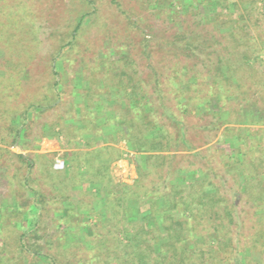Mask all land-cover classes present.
<instances>
[{
  "label": "rangeland",
  "instance_id": "1",
  "mask_svg": "<svg viewBox=\"0 0 264 264\" xmlns=\"http://www.w3.org/2000/svg\"><path fill=\"white\" fill-rule=\"evenodd\" d=\"M178 1L180 0H94L96 13L88 16L90 20L78 41L64 51L62 56L67 59L63 62L58 59L60 67L55 73L62 87L61 98L56 105L33 113L23 136L17 143H13V137L8 133L7 127L12 116L21 113L30 102L39 101L43 94L48 96L53 91L50 88L55 75L51 73V59L55 55V50L66 40L64 32L77 17L82 2L81 0H0V202L2 200L7 213L13 209L15 203H20L27 197L25 190L31 186L44 195L43 202L46 204L35 231L31 232V236L25 237V245L22 248H19L15 240L25 226L18 225L14 216L8 215L7 219L0 216V264H152L149 253L141 255L142 260H139L136 255L137 249L122 243L126 242L124 233L131 229L130 226L125 225L119 213L112 211L113 206L104 214L99 200L98 205L95 202V189L100 187L99 194L100 192L104 194L106 190L102 189V183L93 187L88 180L85 181L83 177L85 173L81 169L84 168L81 166L84 160L83 151L112 146L119 156L109 165L111 189L114 191L118 183L131 184L139 178L136 156H143L146 151H133L118 128L115 132L104 133L101 129L103 122L95 105V102L107 105L104 91L110 88L107 80L118 78L115 74L118 73L119 50L134 52L133 80L138 87L141 86L149 94L156 89V86H153L155 71L151 64L157 63L161 73L158 74L159 79L162 80L160 85L165 90L164 97L167 104L174 96L172 90L178 87L172 79L182 82L186 79L191 82L194 78L197 79L194 71L186 69V72H183L184 65H192L194 70H199L198 80L204 79V69L213 66V71L206 75L205 83L194 86L193 90L197 97L194 100L195 104L203 101L204 98H214L220 93L223 106L229 110L235 105L236 94L241 89L243 90L241 96H245V90H248L253 96L252 99L256 100L260 107L261 105L264 107V74L260 75L263 70L256 71L241 60V53L245 49L247 54L252 50L258 52L259 48L263 50L264 14L256 18L254 16L256 13H249L250 5L245 9L241 6L243 9L239 12L245 15L239 22L243 24V28L236 27L233 30L236 38L234 40L229 34L230 26L217 30L218 27L213 23L201 22L198 9L194 5H189L190 9L186 8L187 11L195 10L193 14L183 16L176 14L170 17L169 11L173 6L177 11L181 8ZM259 4L257 3V6ZM229 5L231 15L228 24H233L234 13L237 14V11L230 3ZM18 16L23 17L20 20L14 19ZM244 26L248 27L247 33ZM206 30L209 34L216 35V39L212 38L207 42L215 48V52L205 53L201 50L199 54L198 51L203 48V40L209 39V35H204ZM187 37L197 46V49H193V52H197L194 53L197 54L196 56L191 53L192 48H188L182 55L169 51L172 41L175 44H183ZM144 39L148 40L145 48ZM10 47H13L11 48L13 50ZM226 49L233 51L235 55L230 53L228 57L227 65L230 70L227 71V67L226 73L230 76L227 80L223 76L224 81L218 84L220 70L217 69L219 76L214 79L210 74L215 73L213 62L218 55L221 57V53L226 52ZM208 50L210 48L205 49L206 52ZM158 59L162 62H158ZM203 63L206 65L204 66ZM188 74H194L195 77L192 78ZM88 75L90 77L93 75L96 81L88 79L83 82V76L87 78ZM237 84L241 86L234 90ZM180 88L183 90V100L179 98V102L181 101V104L187 108V111H181V119L185 121L189 138L199 147L194 148V144H191L192 149L182 146L179 150H164L157 153L166 157L169 162L168 168L173 165L196 170L201 154L204 153L209 158L211 154L209 149L203 150L201 147L210 143L222 126L218 129H212L211 126L212 128L208 130L207 128L210 127L207 126H210L208 124L212 118L210 112L204 111L201 115L196 113L193 101H187L192 90L188 89L185 83H182ZM77 90H81L83 94L86 90L91 92L88 98L91 101L87 104L84 95L75 98L76 103L83 108L82 116L84 115L86 125L80 123V120L76 119L77 116H74L72 104L75 102L74 92ZM94 91L96 94L92 95ZM116 99L118 95L114 101ZM233 100L235 103L232 102ZM109 106L117 112L122 110V108L118 109L121 107L118 101L112 102ZM172 110L175 114L178 113L175 106ZM158 115V112L153 113L150 119H155L159 117ZM163 121L166 124V132L175 136L174 126L166 120ZM77 124L85 129L82 135L73 130ZM196 128L200 130L197 134L193 132ZM195 135L199 136V139L198 137L195 139ZM100 138L105 139L100 140ZM85 142L91 144L87 146ZM105 149L106 147L98 151L102 157L105 156ZM18 153L32 160L33 165L29 167L31 169L28 173L26 163L15 155ZM56 156L63 158L65 162L64 168L60 171L52 168ZM88 156L92 160L90 154ZM70 158L74 159L73 162L69 161ZM140 159L143 160L142 157ZM234 174L236 173L230 175L235 177ZM24 176L27 178L25 179ZM186 176L189 178L185 182L192 181L193 178V183L202 182L206 177L204 174L195 175L194 172ZM216 182L229 195L232 189L237 192V189L233 188L236 185L227 175ZM117 195L118 193L114 192L113 196ZM62 196H69L63 200L64 203ZM243 201L244 198L240 199L239 195L236 196L235 202L240 206H236L232 214L233 224L230 225L232 239L236 240L235 244L238 245L243 242V238L239 235L242 233L239 232L241 229L245 232L242 234L246 235V232L264 227V217L262 220L259 219V210L255 206L241 205ZM57 207H60V211ZM239 207L243 212H239ZM24 209L25 207H21V210ZM261 221L262 225L259 224ZM224 231L225 229L222 232ZM43 234H47L50 239L48 240ZM258 236L261 235H257V242L263 244L257 248H261L263 252L264 237ZM251 239L249 235L244 236V240ZM32 247H38L37 250L39 249L41 253L50 255L51 260L33 254ZM233 254L237 264L236 258L240 255L238 251L237 253L233 251ZM248 254L255 259L258 257L251 250Z\"/></svg>",
  "mask_w": 264,
  "mask_h": 264
},
{
  "label": "trees",
  "instance_id": "2",
  "mask_svg": "<svg viewBox=\"0 0 264 264\" xmlns=\"http://www.w3.org/2000/svg\"><path fill=\"white\" fill-rule=\"evenodd\" d=\"M195 1V3L191 0L178 1L180 2L181 8L177 11L173 9V6L169 11L170 17L176 14L182 16L193 14L195 10L191 9L188 10V12L186 8H189V5H194L198 9L201 22H211L215 27H218L217 30H223L230 26L229 34L234 40L236 38L233 34V30H235L236 27L243 28V24H240L239 21L245 14L241 15L242 13L239 11H242L243 8L245 9L250 5L249 13H256V15H254L256 18L264 14V0H233L232 2H229V0ZM81 2L82 7L77 11V17L73 20L71 26L69 25L70 27H68L67 31L64 32L66 40L55 50V55L51 59V73L55 75L53 76L55 79L50 88L53 91H51L48 96L47 94H43L39 101L35 100L30 102L21 113L12 116L7 127L8 133L13 137V143H17V141L21 139L33 113L44 111L48 107L56 105L61 98L62 87L55 73L57 68L60 67L58 62L59 60L63 62L67 59L62 56L64 51L72 47L78 41L81 33L88 25V21L90 20L88 16L96 13L94 0H81ZM229 3L232 7L234 6L237 11V14L236 12L234 13L235 16L232 20L233 24H228L230 21L229 15H231ZM257 3L260 4L257 6ZM241 6L243 8H241ZM22 7L23 6H21V8ZM21 17L18 16L14 19L19 18L18 20H20ZM12 22L14 23V20H12ZM244 28L247 33L248 27L244 26ZM204 35H209V39L203 40V48H200L198 53L200 54L201 50L205 53H214L215 48L208 45L207 42L215 38L216 35L209 34L207 30ZM188 38L189 37L186 38V41L184 40L183 44H175V42L172 41L169 51L173 54L182 55L183 52L186 53L185 51L188 48H192L190 49L191 53L196 56L197 54L194 53L197 52H193V49H197V46L193 45V42ZM145 41L143 42V45H145L144 48L147 46L148 40ZM11 48L13 47H10V49ZM206 48H210V50L206 52ZM125 52L126 51L122 49L118 52V73L115 74L118 78L115 80L112 79L111 81L107 80L111 88V90L109 88L107 91H104L106 95L105 103H107V105H103L102 102H95V105L98 107L97 112L100 114L99 117L103 122L101 129L104 130V133L108 134L113 131L115 132L118 128L121 136L130 144L133 151H146V153L143 154V156H136V170L139 178L131 184L118 183L116 189L113 191L110 187L112 182L109 165L119 156L118 152H115V148L112 146H105L104 157L99 155L101 153H98V151L99 149L103 150L105 147L92 148L91 150L82 152L84 160L81 166L84 168L81 169L85 173V175H83L84 180H88L93 187L102 183V189L104 188L106 190L104 194H101V192L99 194L100 187L98 186L95 189L96 204L98 205L99 200L100 205H102L101 210L104 211V214L113 206L112 211L119 213L125 225L130 226L131 229L124 233L126 242L122 243L125 246L136 248L138 251L136 255L139 260H142L141 255L149 253L152 264H235L233 251L236 253L238 251L240 256L236 258L237 264H264V251L262 252L261 248H257V246L263 244V242H257V235H261L258 236L259 238L264 237V227L255 228L256 231L253 232H246V235H243L245 232L244 229H241L239 232L243 234L240 233L239 235L243 238V242L239 245L235 244L236 240L233 241L232 230L230 229L234 217L232 214L235 212L236 206H240L237 204L238 202H235L237 195H239L240 199L245 198V201H243L241 205L255 206L256 209L259 210V219L262 220L264 217V187L261 185V180L257 177L258 174L252 170H250L252 172H243L241 171L244 170L243 168H238L239 171L237 170V172H234L236 173L234 174L235 177L230 175L233 173L224 174L222 171H214V173L207 172V180L203 179L202 182L193 183V178L192 181L185 182V180L189 178V176L186 175L192 172L195 173V169H186L173 165L171 168H168L169 162L165 159L166 157L157 153L164 150H179L182 149V146L186 149L193 148L191 144H194V142L189 138L186 130L187 126L180 115L181 111H187V108L181 104V101L179 102V98L183 100V90L180 88L182 83H185L186 87L192 90L187 101H193L196 113H200L201 115L204 111L210 112L212 118L208 124L210 126H207L210 127L207 128L208 130L212 127V129H218L220 123H225L229 121V118L233 119L237 116H239L238 121L242 122L245 116L253 112L250 105L251 101L253 100L257 103L256 100L252 99L253 96H251V92L244 89L245 96H241L243 90L239 89L236 94V103L233 100L232 102L235 103V105L229 110H226L223 106L220 93L216 94L214 98H204L203 101L195 104L194 100L197 97L194 93L195 90H193L195 89L194 86H197V84L202 85V82L205 83L206 75L210 71H213V66L204 69V79L198 80L199 70H194L192 65H184L183 72H186V69L188 71H194L197 79L194 78V74H188L190 77L194 78L192 82L187 79L184 82H182V80L176 81V79H172L178 87L172 90L174 96L170 103L167 104L165 103L164 97L165 90L163 86L160 85L162 84V80L159 79L161 73L159 72L157 63L156 65L151 64L155 71L154 76H157V78L154 77L153 80V86H156V89L149 94L148 91L141 86L138 87L133 80L132 64L135 58L132 55H134V52ZM258 52L252 50L247 54V49H245L241 53V60L256 71L258 69L261 70V66L257 59L258 56L255 54ZM230 53L235 55L233 51L230 52L226 49V52L221 53V57L218 55L217 59L213 62V65L215 64V73L210 75L214 79L219 76V72L217 71L220 70L218 84L224 81L223 76L226 80L230 76V74L226 73L227 67V71L230 70L227 65ZM157 61L160 63L162 62L161 59ZM203 64L204 66L206 65V63ZM176 73L177 72H174L175 75H178ZM263 74V72H260V75L263 76ZM88 79L93 80L94 76L92 75L90 77V75H88L87 78H84V76L82 78L83 82H86ZM94 81L96 80L94 79ZM91 82L93 83V81ZM240 86L239 84L235 85L234 90H237ZM89 91L86 90L85 94H83L81 90L74 92L75 102L72 104L74 116H77L76 119L80 120L79 122L83 124L85 123L84 115L82 116V114H84L83 108L80 104L76 103L77 100L75 98L76 96L84 95L87 100L85 103L87 104V102L89 103L91 101L88 100L91 95ZM94 93L95 91L92 92V95H94ZM117 95L118 99H116V101L121 105L118 109L122 108V110L120 109L118 112L109 106L112 102H116L114 100ZM244 105L250 106L244 108ZM174 106L178 109L179 114L173 112L172 108ZM212 108L215 112L211 110ZM157 112L159 113V117L150 119V116ZM230 114H232V116ZM70 117L73 118L72 116ZM115 119H118V121ZM163 120H166L174 126L175 136H173L174 134H168L166 132V124ZM79 126L77 124L73 127V130H76L77 134L82 135L85 129ZM198 131L200 130L197 128L193 130L195 134H197ZM197 137L199 139V136L195 135V139ZM104 139L105 138H100V140ZM90 144V142H85L87 146ZM199 144H201L200 141ZM194 146V148L199 147L198 144H194ZM107 149L109 150L107 151ZM89 154L92 160L89 159ZM15 155L26 163V172L28 173L31 169L29 167L33 165L32 160L24 157V155L20 153ZM141 157L143 160L140 159ZM73 160L74 159L70 158L69 161L73 162ZM54 170L60 171L61 169L54 168ZM224 175H227L229 179L234 182L236 188H233L237 189V192L232 189L233 191L231 190V195H229L222 190L220 184L217 183L216 180L223 178ZM24 178L26 179L27 177L24 176ZM241 182L243 184L242 189L238 186ZM25 191H27V197H25L22 202L15 203L12 207L13 209L7 213L5 212L6 209L2 200L0 202V216L2 218L7 219L9 217L8 215H10V217L14 216L15 222L18 223V225L25 226V229L18 234L15 240L19 248L25 245V237L31 236V232L35 231L42 211L46 209V204L43 202L44 195L38 189L29 186ZM114 192L118 193V195L113 196ZM62 197H64L62 198V203H64L65 201L63 200L67 199L69 196ZM114 205H116V207ZM21 207H25V209L21 210ZM57 209L60 211V207H57ZM240 211L243 212L239 207V212ZM21 217H23V219ZM19 218L21 219L19 220ZM259 224L262 225V221L259 222ZM223 229H225L224 232H222ZM247 234L252 238L251 240H244V236L247 237ZM44 235L47 237V234H43V236ZM34 236H36L35 233ZM49 239L50 238H48V240ZM262 241H264V239H262ZM37 248L38 247H32L33 254L41 256L43 259L48 258L51 260L50 255L43 252L41 253ZM232 249L233 251L231 252ZM249 250L258 255L257 259L249 256Z\"/></svg>",
  "mask_w": 264,
  "mask_h": 264
},
{
  "label": "crops",
  "instance_id": "3",
  "mask_svg": "<svg viewBox=\"0 0 264 264\" xmlns=\"http://www.w3.org/2000/svg\"><path fill=\"white\" fill-rule=\"evenodd\" d=\"M250 105L253 112L245 116L242 122L238 121L237 116L220 123L219 126H222L220 131L210 143L201 147L203 150L209 149L211 154L210 158L204 153L201 154L195 175L205 173L207 180V172L222 171L224 174H230L237 172L238 168H243L244 170H241L243 172L255 171L264 187V107L262 105L260 107L253 100ZM249 106L244 105V108ZM52 168H55L54 165ZM238 186L242 189V182Z\"/></svg>",
  "mask_w": 264,
  "mask_h": 264
},
{
  "label": "built area",
  "instance_id": "4",
  "mask_svg": "<svg viewBox=\"0 0 264 264\" xmlns=\"http://www.w3.org/2000/svg\"><path fill=\"white\" fill-rule=\"evenodd\" d=\"M258 56V62L259 65L261 66V69L264 70V48L263 50H259V52L257 53ZM65 162L63 160V158L61 157H57L54 159V167L56 169H62L64 168Z\"/></svg>",
  "mask_w": 264,
  "mask_h": 264
}]
</instances>
